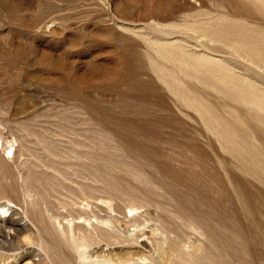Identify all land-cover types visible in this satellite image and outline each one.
Segmentation results:
<instances>
[{
	"label": "rangeland",
	"instance_id": "1",
	"mask_svg": "<svg viewBox=\"0 0 264 264\" xmlns=\"http://www.w3.org/2000/svg\"><path fill=\"white\" fill-rule=\"evenodd\" d=\"M0 208V264H264V0H0Z\"/></svg>",
	"mask_w": 264,
	"mask_h": 264
},
{
	"label": "bare ground",
	"instance_id": "2",
	"mask_svg": "<svg viewBox=\"0 0 264 264\" xmlns=\"http://www.w3.org/2000/svg\"><path fill=\"white\" fill-rule=\"evenodd\" d=\"M3 208H0V211L2 210ZM3 220V219H2ZM7 224V223H6ZM11 226V225H10ZM10 228V227H9Z\"/></svg>",
	"mask_w": 264,
	"mask_h": 264
}]
</instances>
